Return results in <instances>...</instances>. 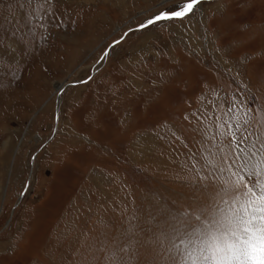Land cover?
Segmentation results:
<instances>
[{"label":"rangeland","instance_id":"obj_1","mask_svg":"<svg viewBox=\"0 0 264 264\" xmlns=\"http://www.w3.org/2000/svg\"><path fill=\"white\" fill-rule=\"evenodd\" d=\"M164 7L0 0V264H177L175 214L259 193L264 0Z\"/></svg>","mask_w":264,"mask_h":264},{"label":"snow or ice","instance_id":"obj_2","mask_svg":"<svg viewBox=\"0 0 264 264\" xmlns=\"http://www.w3.org/2000/svg\"><path fill=\"white\" fill-rule=\"evenodd\" d=\"M163 3L167 7L140 23L137 30L160 21L183 20L194 11L201 0H174V4L163 0ZM131 31L133 29L130 28L129 32ZM127 35L125 33L121 40ZM121 40L113 41L109 47L119 44ZM108 54L106 50L101 60ZM249 174L251 175L250 172ZM258 174L264 175V167H261ZM256 187L259 189L258 194L249 187L250 195L246 193V198L238 207H230L226 212L223 209L209 212L207 208H201L199 215L195 216L201 226L191 231H188L190 225L184 224L190 213L175 214L170 229L173 233V247L185 256L177 264H264V181H259ZM176 240L179 243H175Z\"/></svg>","mask_w":264,"mask_h":264},{"label":"bare ground","instance_id":"obj_3","mask_svg":"<svg viewBox=\"0 0 264 264\" xmlns=\"http://www.w3.org/2000/svg\"><path fill=\"white\" fill-rule=\"evenodd\" d=\"M64 85V84H63ZM63 85H58L57 87V91H59L60 89H62Z\"/></svg>","mask_w":264,"mask_h":264}]
</instances>
